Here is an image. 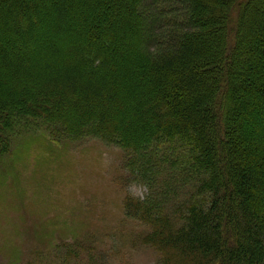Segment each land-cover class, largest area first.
I'll return each mask as SVG.
<instances>
[{
	"label": "trees",
	"instance_id": "trees-1",
	"mask_svg": "<svg viewBox=\"0 0 264 264\" xmlns=\"http://www.w3.org/2000/svg\"><path fill=\"white\" fill-rule=\"evenodd\" d=\"M140 1L0 0V158L37 130L116 143L157 264H264V0H184L167 28Z\"/></svg>",
	"mask_w": 264,
	"mask_h": 264
},
{
	"label": "rangeland",
	"instance_id": "rangeland-1",
	"mask_svg": "<svg viewBox=\"0 0 264 264\" xmlns=\"http://www.w3.org/2000/svg\"><path fill=\"white\" fill-rule=\"evenodd\" d=\"M182 1L141 0L136 15L144 24L188 26ZM10 150L0 158V264H157V251L124 217V198L148 191L132 180L119 145L37 130Z\"/></svg>",
	"mask_w": 264,
	"mask_h": 264
}]
</instances>
